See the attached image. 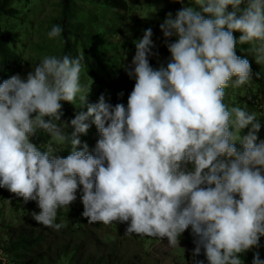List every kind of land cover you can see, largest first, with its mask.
I'll list each match as a JSON object with an SVG mask.
<instances>
[{
  "label": "clouds",
  "instance_id": "1",
  "mask_svg": "<svg viewBox=\"0 0 264 264\" xmlns=\"http://www.w3.org/2000/svg\"><path fill=\"white\" fill-rule=\"evenodd\" d=\"M191 4L166 13L159 25L170 54L166 65L149 63L157 55L151 28L133 41L134 55L123 66L135 81L126 105L110 104L103 94L86 103L81 55H45L24 77L0 82V188L35 201V221L62 228L57 212L79 191L88 223L127 222L125 234L166 238L173 248L190 228L192 255L203 251L207 264H243L237 254L258 245L264 236L261 122L246 106L229 107L225 95L261 75L235 48L250 45L264 65V0ZM61 33L57 24L47 36ZM61 102L86 111L62 121ZM90 125L99 135L91 152L80 140ZM40 131L46 143L33 142ZM65 145L68 154L61 156ZM251 264H264L259 252Z\"/></svg>",
  "mask_w": 264,
  "mask_h": 264
},
{
  "label": "rangeland",
  "instance_id": "2",
  "mask_svg": "<svg viewBox=\"0 0 264 264\" xmlns=\"http://www.w3.org/2000/svg\"><path fill=\"white\" fill-rule=\"evenodd\" d=\"M130 7L119 13H113L107 7H100L97 0H73L71 11L88 16L87 25L99 22L104 36L102 44H91L94 54L90 58L93 73L83 63L82 83L88 84L90 91L86 103H95L103 94L105 100L115 105H126L127 96L132 90L134 80L129 79L124 71L135 52L133 41L143 35L145 29H152L154 42L153 51L157 53L149 58L153 68L166 62L170 56L165 39L162 38L158 24L153 22L158 10L171 6L174 15L182 6H193L191 0H127ZM8 7L17 9V14L10 16L0 15V26L11 35V48L21 56L20 71L24 77L35 62L45 55L60 56L63 48L62 36L49 39L47 36L54 20L61 13L60 0H10ZM243 7V4L240 6ZM1 12V11H0ZM94 13H98L99 16ZM94 20V21H93ZM91 24V25H92ZM68 35H71L68 33ZM234 37L239 33L234 32ZM171 42L175 37H171ZM78 51L81 42L78 41ZM250 45L240 44L235 48L236 54L247 58L253 73L260 72L259 78L253 76L250 85L226 90L225 103L229 107L246 106L250 113H255L261 122L257 133L259 139H264V65H258L254 56L248 52ZM7 75L13 73L7 72ZM123 92L122 96L117 94ZM77 112L86 111V105H73ZM247 128L241 130L246 134ZM99 138L94 125H90L86 134L80 136L82 143H87L89 151L94 148ZM47 139L43 142L46 143ZM239 148V145H236ZM65 150L58 153L61 156L68 154ZM191 168V165H188ZM79 191L74 202L68 208H61L57 212L55 223H64L59 230L45 227L32 218V213H38L35 201L25 202L21 197L11 193L6 188H0V264H194L195 260H205L203 251L195 257L192 255L194 237L190 228L178 238V247H169L167 239L161 240L140 234H125L127 222H113L105 225L102 222L88 223V219L81 215L83 205ZM20 230L43 234L46 240L38 245L23 258L12 257L13 249L8 246L10 239ZM48 238V239H47ZM259 252L264 259V236H261L258 245L244 253L237 254L243 264H251L253 254ZM205 264L207 261L205 260Z\"/></svg>",
  "mask_w": 264,
  "mask_h": 264
},
{
  "label": "trees",
  "instance_id": "3",
  "mask_svg": "<svg viewBox=\"0 0 264 264\" xmlns=\"http://www.w3.org/2000/svg\"><path fill=\"white\" fill-rule=\"evenodd\" d=\"M10 0H0V15L7 14L13 16L17 14V9L13 7H8ZM73 0H60L61 3V13L54 20L55 24L62 27V39H63V48L60 55L69 54L71 56L81 55L83 56V61L85 62L86 68L93 73V67L90 63V58L94 54V49L91 47V44H102L103 40L107 38L100 31L99 27H102L99 22L91 23L87 25L86 19L88 16H93L91 12L84 13L83 15L77 14L74 11H71ZM100 7L104 6L109 8L113 13H119L122 15V11L127 10L130 5H128L127 0H97ZM178 2V0H176ZM180 1V0H179ZM172 7L167 6L160 8L158 10L157 16L155 19H152L153 22L158 24L163 22L166 13L171 11ZM99 16L98 13H94ZM94 21V20H93ZM160 30V28H159ZM70 33L71 35H68ZM160 34L163 39V34L160 30ZM168 42H171V37L167 38ZM78 41L81 42V49L78 51ZM11 35L6 32L0 26V82L10 77L7 75V72L18 74L20 71L21 56L13 51L11 48ZM62 103V121H68L77 113L73 104L68 102ZM70 131V129H69ZM47 139V134L43 131L37 133V137L34 138V143L43 144ZM48 239V238H47ZM46 240V237L43 234H33V232H26L20 230L17 235H14L9 241V245L12 251V257H16L17 262L19 258H23L28 254H31V251L35 248L38 249V245Z\"/></svg>",
  "mask_w": 264,
  "mask_h": 264
}]
</instances>
